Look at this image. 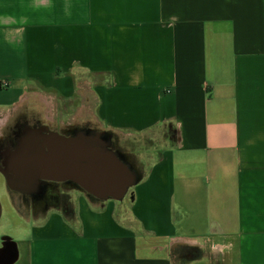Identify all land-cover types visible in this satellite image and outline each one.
I'll return each instance as SVG.
<instances>
[{
    "label": "crops",
    "instance_id": "0c3cea01",
    "mask_svg": "<svg viewBox=\"0 0 264 264\" xmlns=\"http://www.w3.org/2000/svg\"><path fill=\"white\" fill-rule=\"evenodd\" d=\"M21 108L127 163L172 134L128 205L27 214L1 160L0 264H264V0H0V140Z\"/></svg>",
    "mask_w": 264,
    "mask_h": 264
},
{
    "label": "water",
    "instance_id": "95a60500",
    "mask_svg": "<svg viewBox=\"0 0 264 264\" xmlns=\"http://www.w3.org/2000/svg\"><path fill=\"white\" fill-rule=\"evenodd\" d=\"M1 172L13 190L31 193L45 182H70L104 201L124 199L139 178L112 149L111 136L83 130L64 136L31 126L4 154Z\"/></svg>",
    "mask_w": 264,
    "mask_h": 264
},
{
    "label": "rangeland",
    "instance_id": "374dc122",
    "mask_svg": "<svg viewBox=\"0 0 264 264\" xmlns=\"http://www.w3.org/2000/svg\"><path fill=\"white\" fill-rule=\"evenodd\" d=\"M23 108L20 109L19 114L21 117H25L26 119H29L28 116L23 112ZM22 113V114H21ZM71 115H69L70 117ZM59 118V117H58ZM85 119V117L81 118L78 116V120H73V124H70L68 126H63L62 128L60 126L53 125L54 127H57L60 129V134L64 136H72L74 132H77V130H83L85 132L90 133H100L105 134V138H108L110 135L106 132L101 131L98 127H90V125L85 126L82 124L81 120ZM70 120V119H69ZM30 122V120H27ZM18 119L11 121V123L6 126L4 130V135L6 137L7 129H9L10 133L16 130V126L18 125ZM32 126V125H31ZM52 127V128H54ZM20 128V127H19ZM26 128V127H24ZM22 131V130H21ZM170 133L172 134L171 130L166 127L164 129V134L159 137V139H151L150 137H140L139 139H135L134 141L129 142L130 145H128L127 151H132V156L128 157L129 160H131L130 166L134 171L137 172V175L140 176L146 172L148 169L151 161L153 160L155 153H157L158 150V143L163 142V140L166 138V136H169ZM163 136V137H162ZM165 136V137H164ZM11 140V139H10ZM9 141V140H8ZM12 143H10L11 145ZM17 146V144H16ZM14 146V148L16 147ZM116 146L113 143L112 139V149L116 151ZM11 149V148H9ZM121 150V149H120ZM154 150V151H153ZM132 189V188H131ZM131 189L128 191L127 195L125 196V200H113V201H125V203L128 205L131 199ZM9 191L13 197L18 201L17 205L19 206L20 210L25 213H31L39 206H51V207H57V206H66V205H74L75 201L79 196H91L86 191L81 189L79 186L70 183V182H45L43 183L39 189L35 190L34 192H21L19 190H13L9 188ZM40 191V192H39ZM5 196L4 189H0V199L1 203L5 206L4 207V215L2 218V221H5L7 219V203L6 200L3 199ZM106 200V201H109ZM39 209V208H38Z\"/></svg>",
    "mask_w": 264,
    "mask_h": 264
},
{
    "label": "flooded vegetation",
    "instance_id": "af4514ba",
    "mask_svg": "<svg viewBox=\"0 0 264 264\" xmlns=\"http://www.w3.org/2000/svg\"><path fill=\"white\" fill-rule=\"evenodd\" d=\"M18 125L16 126V130H14L13 132L10 133L9 129H7L6 133V137L5 135L3 136V138L0 140V161L3 160L4 154L7 152V150H9V148L13 149L14 146H16L19 138L21 137V135L23 134V131L31 126V127H44L47 128L49 131H53V132H57L60 134V131H55L53 129H50L49 127H45V126H37L36 124H32L30 122L27 121V119L25 117H20L18 119ZM9 125V124H8ZM7 125V126H8ZM20 127V128H19ZM26 127V128H24ZM22 130V131H21ZM78 131V130H77ZM75 133V132H74ZM73 133V134H74ZM11 139V140H10ZM9 140V141H8ZM10 143H12L10 145ZM40 192V191H39Z\"/></svg>",
    "mask_w": 264,
    "mask_h": 264
},
{
    "label": "built area",
    "instance_id": "2783aa9c",
    "mask_svg": "<svg viewBox=\"0 0 264 264\" xmlns=\"http://www.w3.org/2000/svg\"><path fill=\"white\" fill-rule=\"evenodd\" d=\"M8 85L7 83H5V86Z\"/></svg>",
    "mask_w": 264,
    "mask_h": 264
}]
</instances>
